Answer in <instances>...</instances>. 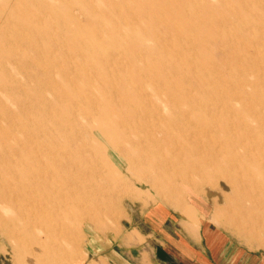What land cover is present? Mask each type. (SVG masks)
Here are the masks:
<instances>
[{
	"label": "rangeland",
	"instance_id": "374dc122",
	"mask_svg": "<svg viewBox=\"0 0 264 264\" xmlns=\"http://www.w3.org/2000/svg\"><path fill=\"white\" fill-rule=\"evenodd\" d=\"M263 63L264 0H0V264L264 261Z\"/></svg>",
	"mask_w": 264,
	"mask_h": 264
},
{
	"label": "bare ground",
	"instance_id": "6f19581e",
	"mask_svg": "<svg viewBox=\"0 0 264 264\" xmlns=\"http://www.w3.org/2000/svg\"><path fill=\"white\" fill-rule=\"evenodd\" d=\"M222 1V0H221ZM253 1V0H252ZM219 2V1H217ZM230 2V1H229ZM221 4V3H220ZM253 4V3H252ZM221 6V5H220ZM252 8V7H251ZM223 9V8H222ZM238 9V8H237ZM255 10V9H254ZM226 11V10H225ZM242 11V10H241ZM253 11V10H252ZM255 11H258L255 10ZM243 12V11H242ZM219 13H222V11H220ZM247 12H245L246 14ZM252 13V12H251ZM250 14V13H249ZM221 15V14H220ZM237 15V14H236ZM240 16V14H239ZM243 16V15H242ZM251 16V15H250ZM249 16V17H250ZM232 17V16H231ZM237 17V16H236ZM245 16H243L242 18H244ZM221 18V17H220ZM229 18V17H228ZM233 19V18H232ZM231 19V20H232ZM251 19V18H250ZM259 19V18H258ZM247 20V18L245 19V21ZM249 20V18H248ZM248 20H247V23H248ZM255 20V19H254ZM251 22V21H250ZM238 23V21H237ZM241 23V22H240ZM243 23V22H242ZM257 23H255L256 25ZM259 25V24H257ZM238 26V25H237ZM236 26V27H237ZM245 26V25H244ZM247 26V25H246ZM249 27V26H248ZM233 29V27H232ZM255 30V29H254ZM225 32V31H224ZM233 32H234V29H233ZM248 32V31H247ZM253 32V31H252ZM257 32V31H255ZM258 33V32H257ZM234 34V33H233ZM243 35V34H242ZM255 35V34H253ZM257 35V34H256ZM248 36L247 34L245 35V37ZM227 37V35H226ZM249 37V36H248ZM256 37V36H255ZM224 39V37L222 38ZM248 39V38H246ZM252 46V45H251ZM255 49V48H254ZM261 49V48H260ZM255 51V50H254ZM262 51V50H261ZM262 58V57H261ZM260 58V59H261ZM261 61L263 62V60L261 59ZM264 64V63H263ZM262 64V65H263ZM232 68V67H231ZM231 72V71H230ZM264 72V71H263ZM238 75V74H237ZM258 79V78H257ZM26 80V79H25ZM227 80V79H226ZM178 82V81H177ZM226 82V81H225ZM171 86V85H170ZM174 100V99H173ZM260 103V101H259ZM264 114V113H263ZM76 120V119H75ZM219 133V132H218ZM65 134V133H64ZM62 138V137H61ZM29 153V152H28ZM35 157V156H34ZM103 160V159H102ZM244 169V168H242ZM200 171V170H199ZM201 172V171H200ZM181 175V174H180ZM264 175V174H263ZM254 184V183H253ZM241 188V187H240ZM254 198V196H253ZM259 202V201H258ZM264 202V201H263ZM3 205V204H2ZM234 205V204H233ZM56 210V209H55ZM247 214L245 216H247V219L246 220H250L251 222L252 221H256L257 218H259V216H263L264 215V207L261 205V204H258L256 202V200H251V202L249 203L248 205V209H247ZM4 211V210H3ZM8 211V210H7ZM4 213V212H3ZM261 216V217H262ZM41 227V226H40ZM42 230V229H41ZM41 234V235H40ZM39 235L42 237V239H39V240H33V245H35V242L36 241H39L40 242V246L42 245V247H40L39 249V252H34L32 250V245L30 244H27L26 247H25V252L26 254H28L29 257H34V256H38L39 258V261L38 262H41V264H49V262H54V258H53V254L51 252H49L50 250L48 249V246L50 245L49 243V236H47V234H44L42 232H39ZM66 241H65V244H68V238H65ZM22 241V240H21ZM31 242V241H30ZM49 244V245H48ZM36 246H39L38 244ZM37 249V248H36ZM61 249V248H60ZM35 258V257H34Z\"/></svg>",
	"mask_w": 264,
	"mask_h": 264
},
{
	"label": "crops",
	"instance_id": "0c3cea01",
	"mask_svg": "<svg viewBox=\"0 0 264 264\" xmlns=\"http://www.w3.org/2000/svg\"><path fill=\"white\" fill-rule=\"evenodd\" d=\"M171 248H175L171 244L166 246L164 243L159 244L158 247L154 250L151 260L148 264H173V253ZM190 254V253H189ZM192 254V252H191ZM103 259V262L97 264H129L128 261H125L123 255L115 252L110 251L108 256L99 257ZM188 259V256H186ZM141 260V259H140ZM141 264H146L145 261L141 262ZM260 264H264V261L259 262ZM95 264V263H92Z\"/></svg>",
	"mask_w": 264,
	"mask_h": 264
}]
</instances>
